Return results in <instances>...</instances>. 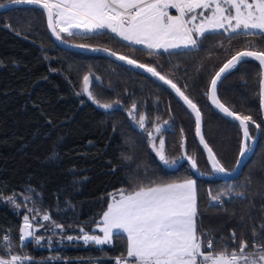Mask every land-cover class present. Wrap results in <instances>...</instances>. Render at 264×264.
<instances>
[{
  "label": "trees",
  "instance_id": "obj_1",
  "mask_svg": "<svg viewBox=\"0 0 264 264\" xmlns=\"http://www.w3.org/2000/svg\"><path fill=\"white\" fill-rule=\"evenodd\" d=\"M64 39L108 48L157 67L200 108L204 137L217 158L226 168L235 166L242 129L219 112L205 93L216 70L232 54L248 47L249 41L264 50V36L217 31L206 34L197 48L161 50L151 56L146 48L107 30L75 37L64 34ZM89 73L99 77L91 84L93 96L101 104L112 103V109L99 107L83 92V76ZM260 80L261 66L248 59L218 85L225 104L251 115L260 125L258 129L249 126L252 137L258 130L259 134L241 173L225 179L209 170L195 132L194 114L169 87L110 55L58 43L47 26L46 14L34 5L0 10V254H7L2 237L9 235L11 251L36 259L32 264H117L115 257L126 254V234L114 235L113 243L105 245L86 244L82 239L57 243L55 237L50 246L29 238L21 247L23 217L28 215L40 224L36 236L53 222L63 225L55 229L56 234L77 236L83 233L81 229L98 232L95 225L114 190L138 187L132 182L141 179L148 185L189 177L196 180L198 231L211 234L205 239H213L215 251L225 246L238 250L242 241L252 249L254 239L264 245L260 228L264 225ZM133 103L136 116L142 111L146 114V129L169 121L162 132L169 160L182 157L181 142L186 137V151L196 159L202 176L185 158L176 167L159 159L147 131L128 116ZM14 194L19 208L4 199ZM218 194L223 205L210 207V195ZM43 213L51 220L43 222ZM254 232L258 234L255 238Z\"/></svg>",
  "mask_w": 264,
  "mask_h": 264
},
{
  "label": "snow or ice",
  "instance_id": "obj_2",
  "mask_svg": "<svg viewBox=\"0 0 264 264\" xmlns=\"http://www.w3.org/2000/svg\"><path fill=\"white\" fill-rule=\"evenodd\" d=\"M9 3H25L43 10L47 26L57 40L67 43L64 34L75 37L107 30L123 41L146 48L150 56L161 50L167 53L174 49L197 48L206 34L217 31L248 37L264 36V0H9ZM170 9H175L177 14H171ZM75 46L107 52L130 66L145 70L170 86L194 114L195 132L207 152L212 170L224 174L229 172L205 140L200 108L172 79L158 71L155 66L119 55L108 48L87 44ZM248 59H254L261 66L260 97L261 106L264 108V50L257 48L252 41H249L244 50L235 52L215 72L209 91L205 93L219 112L237 121L242 128V146L239 152L241 158L251 151L250 142H254V137L249 132L250 124L257 129L260 125L251 115L234 111L221 102L218 84ZM98 80L99 77H94L91 73L84 75L83 92L99 107L112 109V103L101 104L90 90L91 84ZM136 109L137 105L133 103L128 116L139 129L147 131L146 116L141 114L137 119ZM168 125V120L155 124L151 131H147V136L159 159L165 164H175L179 158L169 160L165 154L162 132ZM157 134L161 135L158 144ZM184 144L182 140V149ZM181 158L187 159L193 169L197 168L196 159L188 156L186 151ZM239 163L238 160L237 164ZM231 171L235 172L236 169ZM4 199L12 202L14 207H20L15 203V194ZM24 199L28 200L30 197ZM209 200L210 207L223 205L222 196L219 194L210 195ZM199 216L195 179L142 184L130 191L121 190L112 196L111 203L97 224L102 235H90L81 229L82 236H67L66 239H82L86 244L105 245L113 243L114 235L126 234V255L117 257V264H264V245L256 243L255 239L251 246L254 249L252 251L248 250L246 241L240 242L238 250L229 251L225 246L222 250L215 251L213 240L205 239L211 234L204 233L202 229L198 231ZM43 220L50 221L51 216L44 214ZM23 221L20 228L21 247L29 238H34L37 243L44 239L36 236L33 221L28 215L23 217ZM53 225L55 228H63V225L55 222ZM260 228L264 230V225H260ZM257 235L253 233L254 238ZM232 239L235 240L234 232ZM2 240L6 242L7 254L0 255V264H25L32 259L27 255L12 254L9 235H4Z\"/></svg>",
  "mask_w": 264,
  "mask_h": 264
},
{
  "label": "water",
  "instance_id": "obj_3",
  "mask_svg": "<svg viewBox=\"0 0 264 264\" xmlns=\"http://www.w3.org/2000/svg\"><path fill=\"white\" fill-rule=\"evenodd\" d=\"M0 5H4V7H0V10H3V9H6L7 7H9V6H15V5H29V4H25V3H21V4H11V3H9V0H7V1H4V2H1L0 3ZM50 30V29H49ZM54 36V35H53ZM54 38L56 39V37L54 36ZM66 40V39H65ZM56 41L58 42V43H60V44H62V45H64V46H66V47H70V48H74V49H81V50H83V51H86V52H92V53H104V54H107V55H109L107 52H104V51H92L90 48H83V47H77V46H75V45H81V44H84V43H76V42H73V41H69V40H67L68 42L67 43H65V42H63V41H61V40H57L56 39ZM92 46V45H91ZM92 47H94V46H92ZM98 48H101V47H98ZM241 50H244V49H241ZM241 50H239V51H241ZM112 51V50H111ZM112 52H115V51H112ZM115 53H117V52H115ZM117 54H119V55H124V54H121V53H117ZM235 54V53H234ZM233 55V54H232ZM231 55V56H232ZM111 56V55H110ZM125 56H128V55H125ZM230 56V57H231ZM111 57H113V58H115V59H117L116 57H114V56H111ZM130 57V56H129ZM229 57V58H230ZM130 58H132V57H130ZM229 58H227L224 62H223V64L229 59ZM132 59H134V58H132ZM117 60H119V59H117ZM136 60V59H135ZM120 61V60H119ZM138 61V60H137ZM123 62V61H122ZM138 62H140V61H138ZM125 63V62H124ZM140 63H142V62H140ZM145 64V63H144ZM222 64V65H223ZM148 65V64H147ZM221 65V66H222ZM220 66V67H221ZM219 67V68H220ZM136 68V67H135ZM219 68L216 70V71H218L219 70ZM136 69H139V70H141V71H144V72H146L145 70H143V69H140V68H136ZM149 74V73H148ZM215 74V73H214ZM151 75V74H150ZM214 76V75H213ZM213 76H212V78H213ZM153 77V76H152ZM157 81H159L156 77H154ZM160 83H162V84H164L163 82H161V81H159ZM164 85H166V84H164ZM219 85V84H218ZM167 87H169L176 95H177V93L170 87V86H168V85H166ZM208 91H209V88H208ZM178 96V95H177ZM219 96V95H218ZM179 97V96H178ZM180 98V97H179ZM220 98V97H219ZM181 99V98H180ZM210 100V99H209ZM221 100V99H220ZM211 102V101H210ZM221 102H223L222 100H221ZM224 103V102H223ZM226 106H228L227 104H226ZM229 107V106H228ZM263 109V120H264V108H262ZM233 110V109H232ZM242 129V128H241ZM202 131H203V126H202ZM250 132V131H249ZM204 134V133H203ZM258 134H259V130L257 131V134H256V136L254 137V142H250V146H251V151H249L243 158H241L239 155H238V157H237V160H236V163H235V166L233 167V168H235L236 169V171L235 172H233V171H231L233 168H227V169H229V172L227 173V174H224V173H216V172H214L213 170H212V168H211V164H210V161L208 160V158H207V161H208V164H209V167H210V169H211V171H212V173L213 174H215V175H217V176H220V177H222V178H225V179H230V178H234V177H236V176H238L240 173H241V171H242V169H243V166H244V164H245V161L247 160V158L250 156V154H251V152H252V150H253V148H254V146H255V144H256V140H257V136H258ZM197 139H198V141H199V138H198V136H197ZM206 140V139H205ZM183 141L184 142H186V137H183ZM200 143V142H199ZM201 144V143H200ZM202 146V145H201ZM241 146H242V140H241ZM203 148V147H202ZM240 149H241V147H240ZM204 150V149H203ZM186 151V148H185V144H184V148L182 149V153L183 152H185ZM205 151V154H206V157H207V152H206V150H204ZM187 152V151H186ZM187 155L188 156H190L188 153H187ZM187 160V159H186ZM240 161V163L239 164H237V161ZM188 161V160H187ZM189 162V161H188ZM189 164H190V162H189ZM166 165H168V166H171V167H174V166H176L177 165V163H175V164H172V163H169V164H166ZM190 167H191V164H190ZM191 169L192 170H194L196 173H197V175H199V176H202L203 175V171H201L199 168H198V166H197V168L196 169H193L192 167H191Z\"/></svg>",
  "mask_w": 264,
  "mask_h": 264
},
{
  "label": "rangeland",
  "instance_id": "obj_4",
  "mask_svg": "<svg viewBox=\"0 0 264 264\" xmlns=\"http://www.w3.org/2000/svg\"><path fill=\"white\" fill-rule=\"evenodd\" d=\"M170 12H171V14H173V15H176L177 14V12H176V10L175 9H170L169 10ZM205 14H208V13H205ZM131 109V108H130ZM141 114H143V115H145L146 116V114L142 111V113H140V112H138V115H137V119L139 118V115H141ZM153 128V127H152ZM150 129V128H149ZM147 131H151V130H148L147 129ZM162 137H163V133H162ZM161 138V135L160 134H157V144L159 143V139ZM150 141V140H149ZM223 144H228V143H223ZM156 152V151H155ZM157 153V152H156ZM170 160H172V159H170ZM208 166H209V164H208ZM209 170H210V167H209ZM206 171H208V170H206ZM186 179H195V178H193V177H189V178H186ZM186 179H182V180H173V181H168V182H164V183H171V182H179V181H183V180H186ZM132 186L133 187H135V186H139V185H144L145 184V182L141 179V181H134V182H132ZM132 187V188H133ZM121 190H128V191H130V190H132V189H128L127 187H120V188H118V189H116V190H114L113 192H111L110 193V198H109V202H108V204L109 203H111V199H112V196H114V195H117L118 193H119V191H121ZM108 204H107V206L105 207V209L103 210V212H102V215H103V213L107 210V207H108ZM44 214H47V213H43V214H41V220L43 221V222H45L44 220H43V215ZM102 215H101V218H100V221H101V219H102ZM36 217H34V219H35ZM100 221L98 222V223H100ZM97 223V224H98ZM34 224V229L36 230L37 228H39L40 227V224H38V223H33ZM97 224L95 225V227L97 228ZM44 224H42V228L44 227L43 226ZM55 227H54V225H52L51 227H49V228H43V230L45 231V233L44 232H42L41 234H40V236H38V237H43V238H45V239H47L48 240V243L47 242H39L38 243V245H43V244H45V245H48V246H50V245H52L53 244V242L54 241H56V239H55V237L58 239L56 242L57 243H60L62 240H64V239H66V237L67 236H70V235H64V234H56V231H55ZM99 229V228H98ZM90 235H102V233L100 232V229H99V231L98 232H88ZM83 235V233L82 234H80V235H77V236H73V237H80V236H82ZM44 240V239H43ZM126 242H127V239H126ZM233 250V249H232ZM232 250H229V251H232ZM249 251H252V250H254V249H248ZM12 252V254H19V255H26L25 253H23V252H18V251H11ZM0 255H3V254H0ZM4 255H6V254H4ZM126 255V254H125ZM125 255H117L116 257H115V260H116V258L117 257H122V256H125ZM28 256V255H27ZM33 260H36V259H31V260H29V261H26L25 262V264H32V261Z\"/></svg>",
  "mask_w": 264,
  "mask_h": 264
},
{
  "label": "flooded vegetation",
  "instance_id": "obj_5",
  "mask_svg": "<svg viewBox=\"0 0 264 264\" xmlns=\"http://www.w3.org/2000/svg\"><path fill=\"white\" fill-rule=\"evenodd\" d=\"M181 159H182V158L177 159V165L179 164V162H180ZM177 165H176V166H177ZM189 165H190V164H189ZM176 166H175V167H176Z\"/></svg>",
  "mask_w": 264,
  "mask_h": 264
},
{
  "label": "crops",
  "instance_id": "obj_6",
  "mask_svg": "<svg viewBox=\"0 0 264 264\" xmlns=\"http://www.w3.org/2000/svg\"><path fill=\"white\" fill-rule=\"evenodd\" d=\"M205 251H208V250H205Z\"/></svg>",
  "mask_w": 264,
  "mask_h": 264
},
{
  "label": "built area",
  "instance_id": "obj_7",
  "mask_svg": "<svg viewBox=\"0 0 264 264\" xmlns=\"http://www.w3.org/2000/svg\"><path fill=\"white\" fill-rule=\"evenodd\" d=\"M212 239V238H211ZM213 240V239H212Z\"/></svg>",
  "mask_w": 264,
  "mask_h": 264
}]
</instances>
